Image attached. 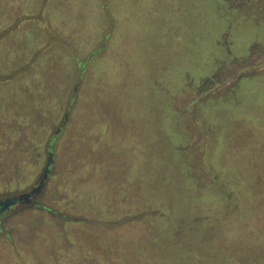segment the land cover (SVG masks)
I'll list each match as a JSON object with an SVG mask.
<instances>
[{
    "label": "rangeland",
    "instance_id": "rangeland-1",
    "mask_svg": "<svg viewBox=\"0 0 264 264\" xmlns=\"http://www.w3.org/2000/svg\"><path fill=\"white\" fill-rule=\"evenodd\" d=\"M232 9L0 0V264H264L263 13Z\"/></svg>",
    "mask_w": 264,
    "mask_h": 264
},
{
    "label": "flooded vegetation",
    "instance_id": "flooded-vegetation-1",
    "mask_svg": "<svg viewBox=\"0 0 264 264\" xmlns=\"http://www.w3.org/2000/svg\"><path fill=\"white\" fill-rule=\"evenodd\" d=\"M222 2H224V3H227V4H230V5H233V11L234 12H238V11H244L245 9H257V10H259V11H261L262 13H263V15H262V19H263V21H264V0H221ZM260 23V22H259ZM258 28H256V31H257V33L258 34H256V37H255V40L256 41H260V44L261 45H264V32H261V31H263L264 29H260V30H257ZM261 32V33H260ZM260 34V35H259ZM259 36V37H258ZM254 40V41H255ZM256 41H255V43H256ZM250 47H249V50H250V48H251V46H253V45H249ZM249 50L246 52V54H248L249 53ZM230 51L231 50H227V54H229L230 55ZM252 71V70H251ZM250 71V72H251ZM257 72V71H256ZM261 74V73H260ZM262 74H264V69L262 70ZM247 76H249V75H244V76H242V77H240V79L241 78H243V81L247 78ZM252 76V75H251ZM252 77H254V78H259V77H261L260 75H256V76H252ZM242 80V79H241ZM246 80H248V79H246ZM14 194V193H13ZM9 196H12V194H9V195H2V196H0V199L2 198L3 200H0V202L1 201H4L5 199H8V198H11V197H9ZM36 208H42V209H45L44 207H39V206H37ZM18 210H20V209H18Z\"/></svg>",
    "mask_w": 264,
    "mask_h": 264
},
{
    "label": "water",
    "instance_id": "water-1",
    "mask_svg": "<svg viewBox=\"0 0 264 264\" xmlns=\"http://www.w3.org/2000/svg\"><path fill=\"white\" fill-rule=\"evenodd\" d=\"M24 198H27L25 196ZM21 202V197L8 198L0 202V216H2L6 211L10 210L14 205Z\"/></svg>",
    "mask_w": 264,
    "mask_h": 264
}]
</instances>
